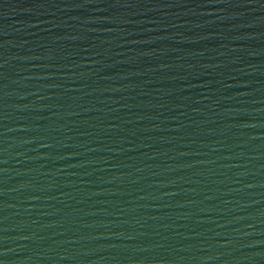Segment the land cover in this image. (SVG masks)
<instances>
[{
	"label": "water",
	"instance_id": "obj_1",
	"mask_svg": "<svg viewBox=\"0 0 264 264\" xmlns=\"http://www.w3.org/2000/svg\"><path fill=\"white\" fill-rule=\"evenodd\" d=\"M0 264H264V0H0Z\"/></svg>",
	"mask_w": 264,
	"mask_h": 264
}]
</instances>
